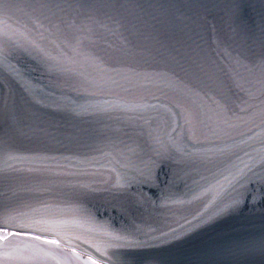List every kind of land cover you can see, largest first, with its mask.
<instances>
[{
  "label": "water",
  "instance_id": "water-1",
  "mask_svg": "<svg viewBox=\"0 0 264 264\" xmlns=\"http://www.w3.org/2000/svg\"><path fill=\"white\" fill-rule=\"evenodd\" d=\"M1 227L0 264H264V0H0Z\"/></svg>",
  "mask_w": 264,
  "mask_h": 264
},
{
  "label": "bare ground",
  "instance_id": "bare-ground-1",
  "mask_svg": "<svg viewBox=\"0 0 264 264\" xmlns=\"http://www.w3.org/2000/svg\"><path fill=\"white\" fill-rule=\"evenodd\" d=\"M69 224H71V223H69ZM13 233H17V230L12 229L10 227H5V228L1 227L0 228V237H2V238H6L7 236H10Z\"/></svg>",
  "mask_w": 264,
  "mask_h": 264
},
{
  "label": "snow or ice",
  "instance_id": "snow-or-ice-1",
  "mask_svg": "<svg viewBox=\"0 0 264 264\" xmlns=\"http://www.w3.org/2000/svg\"><path fill=\"white\" fill-rule=\"evenodd\" d=\"M234 203H239V201L238 200H234ZM5 264H6V262H5Z\"/></svg>",
  "mask_w": 264,
  "mask_h": 264
}]
</instances>
